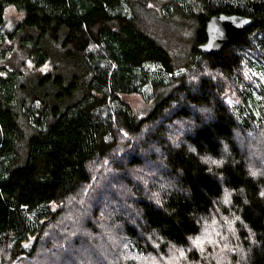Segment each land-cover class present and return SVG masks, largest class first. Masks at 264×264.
I'll return each instance as SVG.
<instances>
[{
	"label": "trees",
	"instance_id": "16d2710c",
	"mask_svg": "<svg viewBox=\"0 0 264 264\" xmlns=\"http://www.w3.org/2000/svg\"><path fill=\"white\" fill-rule=\"evenodd\" d=\"M159 1L0 0V264H264V0H161L191 76ZM220 13L253 22L205 55Z\"/></svg>",
	"mask_w": 264,
	"mask_h": 264
},
{
	"label": "rangeland",
	"instance_id": "374dc122",
	"mask_svg": "<svg viewBox=\"0 0 264 264\" xmlns=\"http://www.w3.org/2000/svg\"><path fill=\"white\" fill-rule=\"evenodd\" d=\"M160 2L162 1L160 0L158 3L147 2L152 10H150L151 13L146 16V26H148L153 34L160 36V39L168 45L179 68L184 69L189 76L192 74L194 75L195 70L188 65L193 32L187 29L185 24L181 21H177L175 18L168 23H161L162 21L158 20V14H160L162 9V4H159ZM174 17H179L178 13L175 14ZM22 19L23 13L16 8L10 7L7 10V27L9 30L14 28ZM169 89L170 87L168 86L163 90L167 92ZM126 99L133 106L139 118L146 116L152 109V105L147 103L144 98L139 95H130L127 96ZM120 257L122 260L126 259L123 255H120ZM153 258H149L150 261H148V264H170L171 261L156 257Z\"/></svg>",
	"mask_w": 264,
	"mask_h": 264
},
{
	"label": "water",
	"instance_id": "95a60500",
	"mask_svg": "<svg viewBox=\"0 0 264 264\" xmlns=\"http://www.w3.org/2000/svg\"><path fill=\"white\" fill-rule=\"evenodd\" d=\"M252 18L238 14H216L206 16V31L208 40L198 46V50L209 55L220 52L226 45L236 42L244 35V31L251 26ZM35 242L31 248H33ZM28 250V246H24Z\"/></svg>",
	"mask_w": 264,
	"mask_h": 264
}]
</instances>
